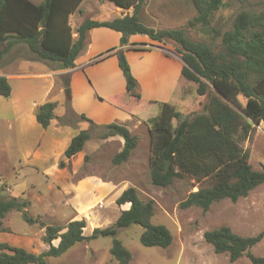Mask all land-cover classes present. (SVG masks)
<instances>
[{
    "label": "rangeland",
    "instance_id": "rangeland-1",
    "mask_svg": "<svg viewBox=\"0 0 264 264\" xmlns=\"http://www.w3.org/2000/svg\"><path fill=\"white\" fill-rule=\"evenodd\" d=\"M105 3L108 7L112 4L110 0H82L79 8L82 15L79 17L76 12L74 15L81 18L80 21L85 18L107 19L111 12L106 10ZM263 8L264 0H225L224 5L213 14L211 26L224 31L231 26L233 17L239 11L259 12ZM195 14L189 0H146L139 17L144 24L154 29L180 27L194 41L218 45L220 37H215L209 28L188 22ZM78 23L75 22V26ZM87 47L86 40L82 51ZM162 47L173 61V65L168 66L169 74L179 77L175 95L170 98L171 79L166 81L165 77L161 78V66L148 55L145 64L136 62L139 80L135 78L140 93L147 97L166 99L163 101L169 102L175 110L185 115L201 111L206 96L197 95L195 84L180 77L181 63L175 44L165 41ZM114 56L117 59L116 54ZM130 65L135 76L131 68L135 69V65ZM146 66L152 68L149 70ZM104 68L99 65L90 71L94 78L100 77ZM19 71H47V67L34 61L32 67L20 68ZM172 82L174 84V78ZM8 83L10 96H0V198L27 200L28 205L23 210L34 217L35 222H25L18 210L8 211L0 218V244L22 247L38 254L48 247L42 240L46 225L64 227L71 220L84 219V235L91 234L96 227H107L122 210L129 207L128 203H116L118 195L128 186H134L140 198L154 201L152 221L164 224L172 234V241L165 248L147 247L139 241L141 227L138 225L119 229L116 237L131 252V260L127 264H227V253H215L212 246L205 242L204 231L221 225H227L234 232L245 236L264 230V183L250 190L245 197L234 202L220 200L206 211L194 206L181 208L179 203L190 191L210 184L211 178L198 181L186 175L164 187L151 184L149 135L144 121L158 113L157 102L131 100L129 108L120 104L123 109L95 107L93 117L86 116L92 121L100 119L101 124H105L103 120H108L105 121L107 123L126 122L130 131L137 135V145L129 159L114 164L112 157L121 149L123 139L118 135L101 138L103 130L87 118H81V113L76 112V105L71 100L68 81L64 77L25 75L9 79ZM114 85L119 89L118 79ZM94 96L99 99L97 92ZM122 98L125 101L129 99L127 94ZM45 101H54L56 106L50 124L42 128L35 119L32 122L22 112L31 110L30 113H34L36 108H33V103L39 105ZM122 110L130 111L133 115L126 116ZM122 117L130 119L122 120ZM80 130H88L89 139L83 150L65 158L63 151L71 137ZM239 144L249 151L248 162L253 169H260L264 164V123L254 125L247 138L239 140ZM60 161L65 163L63 167L59 166ZM64 230L62 228L61 231ZM57 242L58 239L52 241L53 244ZM110 246L109 236L84 240L62 255L48 258L47 264H118L109 253ZM0 251L10 252L1 247ZM250 251L264 257V235ZM230 264L252 263L246 256H241Z\"/></svg>",
    "mask_w": 264,
    "mask_h": 264
},
{
    "label": "trees",
    "instance_id": "trees-1",
    "mask_svg": "<svg viewBox=\"0 0 264 264\" xmlns=\"http://www.w3.org/2000/svg\"><path fill=\"white\" fill-rule=\"evenodd\" d=\"M110 1L122 9L133 10L130 14L107 20L85 18L76 26L73 37L69 16L82 0H42L38 4L30 0H0V59L12 47L23 46L33 59L56 64L58 69H68L74 66L90 29L110 28L119 33L118 48L106 50L94 61L110 53L116 54L129 97L126 108H129L131 100L143 101L124 52L126 47L133 46L129 38L138 34L161 44L170 41L179 55L180 77L193 82L196 94L205 95L207 100L201 111L189 115L175 110L168 102H158V113L144 121L149 135L151 184L164 187L186 175L198 181L211 178L210 184L190 191L179 203L181 208L194 206L203 211L223 199L234 202L263 184L264 164L260 169H253L248 162L249 151L239 144V140L247 138L254 125L264 123V8L259 12L239 11L231 26L221 31L211 26V20L225 0H189L196 14L188 22L209 28L215 37H220L219 44L213 46L190 39L180 27L154 29L144 24L139 12L146 0ZM10 93L7 78L0 75V96L9 97ZM119 97L116 95L105 101L117 105ZM55 106L54 101H45L36 107L35 120L42 128L50 124ZM80 116L87 118L84 114ZM94 125L103 130L101 138L118 135L123 139L112 162L127 161L137 145V135L125 123ZM89 137L88 130L78 131L71 137L63 156L70 158L83 150ZM64 164L59 162L60 167ZM116 203H128L129 207L122 210L112 224L96 227L89 235L83 234L84 219L71 220L64 227L46 225L42 240L48 247L38 254L22 247L0 244L2 249L10 251H0V264H47L48 258L58 257L75 244L99 236L111 237V257L118 264H127L131 252L116 234L119 229L133 224L141 227L139 241L142 245L165 248L171 243L170 230L164 224L152 221V199L140 198L136 188L128 186L118 195ZM27 205L25 199L0 198V218L15 209L21 212L25 222L34 223L35 218L23 210ZM62 228L65 230L61 231ZM263 235L264 230L254 235H240L229 226L221 225L204 231L203 238L215 253H227V264L241 256H246L252 264H264V257L250 251ZM54 239H58L57 244L52 243Z\"/></svg>",
    "mask_w": 264,
    "mask_h": 264
},
{
    "label": "crops",
    "instance_id": "crops-1",
    "mask_svg": "<svg viewBox=\"0 0 264 264\" xmlns=\"http://www.w3.org/2000/svg\"><path fill=\"white\" fill-rule=\"evenodd\" d=\"M35 4L40 3L42 0H30ZM81 4V3H80ZM107 5L106 10L109 9L110 17L108 16L107 19H112L116 16H123L126 13H131L133 10L132 8L129 9H122L120 7L115 6L113 3L110 7ZM80 5L78 9H76L73 13L69 16V22L72 29V35L73 37L76 36L74 33V30L76 28V24L80 21L81 18H79L82 15ZM108 11V10H107ZM130 11V12H128ZM77 13L79 16L76 18L77 15H74V13ZM95 12V11H94ZM102 19V20H107ZM100 20V19H98ZM75 21V22H74ZM81 22V21H80ZM79 22V23H80ZM78 23V24H79ZM87 41H88V47L83 52L81 51L79 55L77 56L75 60V64L73 67L68 69H58L56 64H50V62H45L37 59H33L27 50L20 46L18 49V46L12 47L6 54L3 55V57L0 59V75H3L7 78V80L21 77L25 75H32V76H43V77H58L62 78L64 77L65 80L68 81V86L70 88L71 92V100L74 101L76 105V112L83 113L85 116L93 117V112H95V109L98 107H114L116 109L118 108H124L127 105V99L126 101L122 98L123 95H126V89H125V80H123L120 70L118 68V62L116 57L113 53H110L106 55L104 58L94 61L98 55L104 53L106 50L110 48H118L119 45V33L107 28V27H96L93 29H90L87 33ZM130 43H133V46L126 47V56L128 59L130 66H133L132 63L135 65L132 68V71L135 72V77L139 80V73L138 69L136 68V62H141L145 64L147 62V55L148 57H153L154 61L158 62L161 67H159V75L161 78L165 77L166 81L171 79V87L169 91L170 98L173 97L175 94V91L177 90V82L179 81L178 75L175 77H171V75L168 72V66L173 65V61L170 58V55H167L163 52V47L161 43L152 41L148 36L146 35H132L129 38ZM137 48V49H136ZM144 48V49H140ZM18 49V50H17ZM157 49V50H156ZM135 60V61H133ZM35 62H41L44 66L47 67V71H19L20 68H26V67H32V63ZM133 61V62H132ZM92 63H96L91 65ZM24 65V66H23ZM104 66L105 71L101 73L100 77H95L94 74L90 71V69L97 68L98 66ZM147 69H151L148 66H146ZM148 70V71H149ZM173 78H174V84H173ZM118 82L120 84L119 89L115 87L114 82ZM54 80L50 82V85L53 86ZM88 86H90V90H88ZM85 88V92H83V89ZM96 88L98 91H95ZM97 92L99 95V99L95 98L94 94ZM179 95V91L177 93ZM119 95V99L117 102V105L109 104L105 101L106 98H110L113 96ZM141 98L143 101H149V102H166L163 100L166 99H160V97H150L146 96L144 94H141ZM169 103V102H168ZM120 104H122L124 107H120ZM33 108H36L38 104L33 103ZM90 111H89V108ZM96 107V108H95ZM112 109V108H111ZM30 111H24L22 112V115L26 114L28 117H30V120L34 122L35 115L34 113H30ZM124 114L126 116H132L133 114L130 111H124ZM151 117V116H150ZM149 118V117H147ZM130 118H124L122 117V120H127ZM36 121V120H35ZM108 121V120H105ZM103 120V123H107ZM95 124H101V120H93ZM126 123V122H124Z\"/></svg>",
    "mask_w": 264,
    "mask_h": 264
},
{
    "label": "water",
    "instance_id": "water-1",
    "mask_svg": "<svg viewBox=\"0 0 264 264\" xmlns=\"http://www.w3.org/2000/svg\"><path fill=\"white\" fill-rule=\"evenodd\" d=\"M67 92H68V90H67Z\"/></svg>",
    "mask_w": 264,
    "mask_h": 264
}]
</instances>
